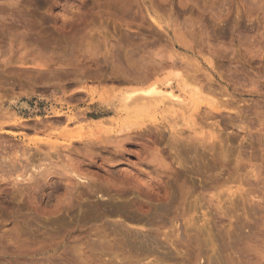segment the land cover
I'll list each match as a JSON object with an SVG mask.
<instances>
[{"label": "rangeland", "instance_id": "374dc122", "mask_svg": "<svg viewBox=\"0 0 264 264\" xmlns=\"http://www.w3.org/2000/svg\"><path fill=\"white\" fill-rule=\"evenodd\" d=\"M0 264H264V0H0Z\"/></svg>", "mask_w": 264, "mask_h": 264}, {"label": "bare ground", "instance_id": "6f19581e", "mask_svg": "<svg viewBox=\"0 0 264 264\" xmlns=\"http://www.w3.org/2000/svg\"><path fill=\"white\" fill-rule=\"evenodd\" d=\"M187 88V86L185 85V86H183V89H185V88ZM199 89V88H198ZM196 87H194V88H187V92H188V90H189V92L194 96H196L197 94L199 95V93H198V90ZM140 92H142V93H144V95L146 94V96L148 95V97H150V96H154V95H156V97L157 96H159V97H166L167 99H169L170 100V102L171 103H173V104H176V105H178L179 104V102H181L182 101V98H181V96L179 95V94H177V93H175L172 89H169V90H165V89H163L162 87H160L159 85H156V84H153V85H151L150 87H147L146 89H141V90H139ZM133 94V92H128L126 95H125V99H127L128 100V98L131 96ZM140 94V93H139ZM138 94V96L140 97V95ZM136 95V94H135ZM143 95V94H142ZM197 95V96H198ZM133 96H134V94H133ZM146 96H145V98H146ZM136 97V96H135ZM139 97H136V99L137 98H139ZM141 98V97H140ZM201 98V97H200ZM151 99V98H150ZM183 103V102H182ZM187 103V102H186ZM184 106H185V104H184ZM104 245H105V243H104ZM114 253V252H113ZM115 254V253H114ZM117 254V253H116ZM115 254V255H116ZM114 255V256H115ZM118 255V254H117ZM148 256V255H147ZM128 257V256H127Z\"/></svg>", "mask_w": 264, "mask_h": 264}]
</instances>
